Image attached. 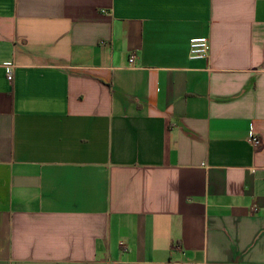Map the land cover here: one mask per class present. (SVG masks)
<instances>
[{"label":"crops","instance_id":"0c3cea01","mask_svg":"<svg viewBox=\"0 0 264 264\" xmlns=\"http://www.w3.org/2000/svg\"><path fill=\"white\" fill-rule=\"evenodd\" d=\"M174 262L264 264V0H0V264Z\"/></svg>","mask_w":264,"mask_h":264},{"label":"built area","instance_id":"2783aa9c","mask_svg":"<svg viewBox=\"0 0 264 264\" xmlns=\"http://www.w3.org/2000/svg\"><path fill=\"white\" fill-rule=\"evenodd\" d=\"M190 58H208L210 54V40L208 37L201 36L195 37L190 40ZM135 54H133L130 58V62L134 63ZM7 78L11 81L13 79V72L10 68L7 71ZM250 142L254 147H259L262 144V139L260 136L255 134L254 132L250 135ZM171 264H190L187 262H174Z\"/></svg>","mask_w":264,"mask_h":264}]
</instances>
